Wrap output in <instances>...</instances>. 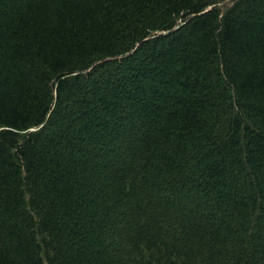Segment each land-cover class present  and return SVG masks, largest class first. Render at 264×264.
<instances>
[{
	"label": "trees",
	"instance_id": "trees-1",
	"mask_svg": "<svg viewBox=\"0 0 264 264\" xmlns=\"http://www.w3.org/2000/svg\"><path fill=\"white\" fill-rule=\"evenodd\" d=\"M0 264H264V0H0Z\"/></svg>",
	"mask_w": 264,
	"mask_h": 264
}]
</instances>
